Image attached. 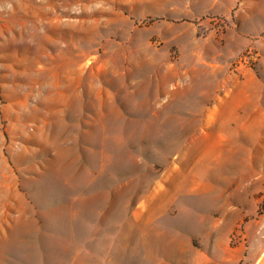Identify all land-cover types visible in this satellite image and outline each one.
<instances>
[{"label": "rangeland", "instance_id": "obj_1", "mask_svg": "<svg viewBox=\"0 0 264 264\" xmlns=\"http://www.w3.org/2000/svg\"><path fill=\"white\" fill-rule=\"evenodd\" d=\"M0 264H264V0H0Z\"/></svg>", "mask_w": 264, "mask_h": 264}]
</instances>
